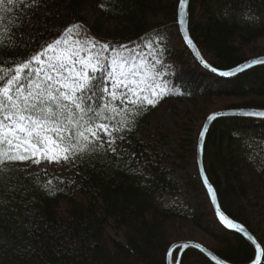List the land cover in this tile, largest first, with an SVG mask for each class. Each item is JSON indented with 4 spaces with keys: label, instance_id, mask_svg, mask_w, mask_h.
<instances>
[{
    "label": "trees",
    "instance_id": "trees-1",
    "mask_svg": "<svg viewBox=\"0 0 264 264\" xmlns=\"http://www.w3.org/2000/svg\"><path fill=\"white\" fill-rule=\"evenodd\" d=\"M179 1L27 0L0 12L5 21L0 31L8 30L0 45V67L24 62L64 39L69 28L75 29L67 37L72 41L90 37L107 45L105 64L118 46L157 47L156 40L171 32L177 39L174 47L164 48L169 73L162 79L169 89L155 97L154 102L163 95L154 107L147 101L142 106L130 103L120 114L114 106L122 104L112 103L110 92L104 91L113 86L108 77L98 85L102 95L93 107L107 102L111 119L95 123H107L115 137L127 135L126 151H111L102 134L85 152L72 154L71 181L15 163L0 166V264H166L170 246L195 242L194 232L209 238L210 246L198 242L230 264L253 260L252 244L216 219L198 174L196 152L203 123L212 112L264 110V64L231 77L202 67L178 32ZM188 31L216 70L264 56V0H189ZM182 102L187 105L179 107ZM216 105L222 109L212 110ZM157 109L170 113L168 128L163 123L154 128L159 140L177 141L170 155L156 150L153 136L147 135V150L132 136ZM202 159L220 208L256 237L262 248L259 264H264V229L253 220L264 212V119H215L204 138ZM176 171L182 185L171 177ZM180 264L215 263L187 248Z\"/></svg>",
    "mask_w": 264,
    "mask_h": 264
},
{
    "label": "snow or ice",
    "instance_id": "snow-or-ice-1",
    "mask_svg": "<svg viewBox=\"0 0 264 264\" xmlns=\"http://www.w3.org/2000/svg\"><path fill=\"white\" fill-rule=\"evenodd\" d=\"M17 2L23 6L27 0H0V12L11 11L10 6L16 5ZM187 3L188 0H180V9H184ZM4 23V17L0 16V27H3ZM74 30L67 29L64 39L55 40L24 62L17 63L15 67H0V166L29 160L38 165L42 162L41 159H34L38 153H44L43 159L49 163L68 161L73 153L85 152L94 140L99 139L102 134H108L107 123H95L100 118L111 119L106 115L107 102L104 107H93L94 101L98 106L97 98L102 95L98 85L103 83L105 75L108 77V83L115 85L123 94L120 97L122 103L142 106L143 101L147 100V103L154 107L155 103L163 98V95H160L154 102L147 97H141L133 90L132 79L135 73L116 71L122 68L121 63L113 61L116 63V69L108 71L112 65L105 64L101 59V51L107 50V45L102 50H97L95 46L92 49H87L86 46L81 49L75 47V44L71 48L67 47V37L72 35ZM6 32L7 28L0 31V45L4 43ZM8 35L13 33L9 32ZM184 40L190 47H195L187 34L184 35ZM251 63H264V60ZM244 67H251V64ZM242 70L243 68L236 69ZM113 75H116L117 79L124 77L128 83L123 86L116 84V81L111 79ZM221 75L229 76L232 73L223 72ZM104 91L111 92L112 89L104 88ZM143 91L144 88L141 87L140 92ZM153 95L156 93L153 92ZM116 99L117 96L113 93L111 100ZM256 115L264 116V113ZM208 119L211 121L213 117ZM200 137L203 139L204 131H201ZM50 151H59L61 155L49 157L47 153ZM204 182L215 202L213 189L206 179ZM48 184L51 185L52 181H48ZM233 227L242 231L239 225Z\"/></svg>",
    "mask_w": 264,
    "mask_h": 264
},
{
    "label": "rangeland",
    "instance_id": "rangeland-1",
    "mask_svg": "<svg viewBox=\"0 0 264 264\" xmlns=\"http://www.w3.org/2000/svg\"><path fill=\"white\" fill-rule=\"evenodd\" d=\"M90 15L91 14L89 11L84 12V16L86 19H91ZM156 41L158 43L157 47L149 43L146 45L128 44V45L118 46L111 51L110 56H109V62H108V64L112 65L110 68V71H113V69H116V63H113V61H115L117 63L122 64V68L117 69L116 70L117 72L123 71L128 74H131L134 72L135 76L132 79V83L134 85L133 90L137 92L141 97H147V99H151L153 101L158 94H163L167 92L169 89L166 81L162 79L163 77H166V75L169 73V70L167 68V63L163 61V51L165 47H168V48L174 47L177 43V39L174 36V34L171 32V33L163 34L161 38ZM73 44H75V47L81 48V49H83L85 46L87 49H92L95 46L97 50H102L103 47L105 46L101 42H98V41L96 42L92 40V38L90 37H82L77 41H72L67 38L66 46L71 48ZM261 46H263V44ZM257 47H260V46H257ZM104 52H106V50L101 51V59L103 60V62H105ZM81 56H83V51L81 52ZM112 79L116 81V84H119L121 86H123V84L128 83V80H126L124 77L117 79V76L113 75ZM137 81L139 82L138 86H137ZM141 87L144 88L143 92H140ZM111 89L112 91L110 92V96H112L113 93H115V95L117 96V99L112 100V103L114 102L115 104H117L119 102L122 104V108L121 106H116V107L114 106V108L120 114L125 113L128 109L126 106L130 103L121 102L120 97L123 94L119 91L118 88L115 87V85L111 86ZM153 92H155L156 95H153ZM144 101H147V100H144ZM183 105H187V104L185 102H182L179 107H182ZM216 108L222 109L218 105L211 107L212 110ZM218 111H221V110H218ZM170 121H171L170 113L167 109H157L155 112L147 116V121L145 122V124L142 126V128L135 130L132 136L135 139H138L141 144L145 145L146 143H148L147 135H151L149 136L150 138H153V137L156 138L155 137L156 130L154 129L156 126H158L160 123H163L165 124V128H168V125H169L168 123H170ZM104 136H105V141L108 144V147L111 151H117L119 149L126 151L129 148L130 144H128L129 142L128 136L125 134H122V135L118 134L115 137V135L111 132V129L109 128V133L104 134ZM109 141H114V143H109ZM152 142L155 145L156 150H158L160 153L165 152L168 155H170L169 149L175 147L177 143V141L173 137H169V138L162 139V140L161 139L159 140L157 137ZM143 149L147 150L146 145L144 146ZM47 155L49 157L59 156L61 155V153L59 151H50L47 153ZM43 156H44V153H38L37 156L34 157V159L42 160V162L38 165L33 163V161L31 160L24 162V163L16 162L15 164H17L21 168L28 169V171L30 172L37 173V172L47 171V173L50 176H54L58 178H66L68 181L72 180V177L74 174V170H73L74 163L71 158L68 161L61 160V162L59 163H55V162L49 163L48 160L43 159ZM191 172L192 174H195L194 167L191 169ZM180 174L181 173L179 171H176L171 175L172 179L176 181L178 185H182V182H183ZM263 193H264V190H263ZM253 220L258 223V226L260 229H264V212L262 213L261 216H258V217L254 216ZM108 232L111 236L114 237V233L110 229L108 230ZM192 236L193 237L191 239L195 240V242L197 243H199L198 241H200V242L206 243V245L208 246L211 245V243L209 242L207 244V241H206V239H209V238L202 237L196 234V232H194V235ZM118 238L122 240V237L119 236ZM184 241H188V240H184ZM176 242H179V241H176ZM175 250H178V249H175ZM173 256L174 255L172 254V259L174 261L176 257H173Z\"/></svg>",
    "mask_w": 264,
    "mask_h": 264
},
{
    "label": "water",
    "instance_id": "water-1",
    "mask_svg": "<svg viewBox=\"0 0 264 264\" xmlns=\"http://www.w3.org/2000/svg\"><path fill=\"white\" fill-rule=\"evenodd\" d=\"M188 2H189V0H188ZM179 3H180V1H179ZM177 22H178V32H179L184 44L186 45V47L190 50V52L193 54V56L196 58V60L202 65V67L209 70L213 74H216L220 77H231V76L237 75V74L241 73L242 71H245L251 67L264 64V63H259V64H252L251 63L252 61H255V60H264V56H260V57H255V58L249 59V60L243 62L242 64H240V65H238L232 69H229V70H225V71L216 70L204 60V58L202 57L201 53L199 52L197 46L195 45V43L192 41V39L190 37L189 31H188V3L184 9H180V7L178 5ZM182 29H183V31H182ZM185 34H187L189 39H191L193 45L195 46L194 48L190 47L185 42V40H184ZM197 52L199 53V56H197ZM248 64H251V67H244L245 65H248ZM238 68H243V70L242 71H236V69H238ZM223 72H230V73H232V75L223 76V75H221V73H223ZM244 113H252L253 115H244ZM258 113H264V110L250 109V108H248V109H228V110H221V111L211 113L206 118V120L202 126V129H201V131H204L203 139H201V137H200L201 131L199 133L198 141H197V152H196V162H197L198 174H199L200 180H201V182H202V184H203V186L207 192V195H208L210 203L213 207L216 219L227 230L234 231V232H237L240 235H242L255 248V256H254L253 260L248 264H259L260 263V261L262 259V248H261L260 244L257 242L256 238L243 225L232 220L220 208L219 203H218V199L216 196V192H215L213 186L211 185L210 181L208 180V178L205 174V171H204L203 159H202V150H203V143H204L205 135H206L211 123L215 119H217L219 117H224V116H243V117H255V118H263L264 119V116L256 115ZM210 116L213 117V119L211 121L208 119ZM202 173H203V175H202ZM205 179L207 180L208 185L211 186V188L213 189V191L215 193V196H216L215 202H213L211 196L209 195L208 189L205 186V182H204ZM233 225H239L240 229H242V231H238L236 228L233 227ZM183 245H187L188 247H186V248L181 247ZM187 248H194V249L200 251L201 253H203L206 257H208L215 264H230V263L222 260L218 256H216L212 251H210L209 249L204 247L202 244L194 242V241H179V242L172 244L170 246L169 250L167 251V254H166V264H180L182 254ZM175 249H178V252H177L176 259L173 261L172 254H173V251Z\"/></svg>",
    "mask_w": 264,
    "mask_h": 264
}]
</instances>
